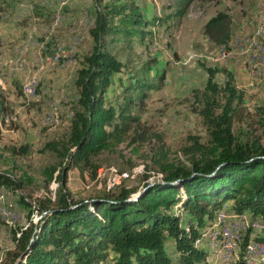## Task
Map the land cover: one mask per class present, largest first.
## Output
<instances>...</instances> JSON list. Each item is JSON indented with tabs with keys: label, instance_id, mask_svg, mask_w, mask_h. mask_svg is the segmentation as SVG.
<instances>
[{
	"label": "rangeland",
	"instance_id": "374dc122",
	"mask_svg": "<svg viewBox=\"0 0 264 264\" xmlns=\"http://www.w3.org/2000/svg\"><path fill=\"white\" fill-rule=\"evenodd\" d=\"M133 1L144 19L157 17L159 22L146 29L150 33L145 43L134 39L131 48L108 46L125 68L114 76L107 98L117 107L123 105L131 76L146 79L154 88L143 102L135 101L129 108L134 121H125L122 141L90 157L95 171L92 167L69 171L67 195L72 201L139 188L144 176L148 182L161 181L165 174L155 163L158 158L188 168L190 156L183 149L190 146L189 138L207 141L197 99L207 80L206 67L233 74L250 116L248 123L235 124L233 130L264 146V66L248 55V48H241L242 64L234 47L236 37H248L264 23V0H195L181 16L175 15L178 0ZM219 12L232 19L230 41L221 48L203 33L205 23ZM94 16V0H0V174L15 182L0 187V264L10 262L6 253L13 249V232L25 228L29 220L37 222L40 202L53 206L58 201L57 172L51 179L45 173L63 162L44 148L69 137L77 101L74 81L82 56L92 47L89 29ZM259 43L260 36L250 37L251 49H258ZM215 81L223 85L224 75L218 73ZM222 210L227 206L203 231L206 237L216 234L218 245L211 250L203 240L197 247L207 251L208 264H237L245 233L248 242H254L256 234L264 237V223L254 219L251 209L241 213V221L230 211L220 215ZM225 223L241 231L232 251L219 238ZM257 243L261 244L257 250H263L264 242ZM166 250L173 256L172 243ZM257 250L251 264H264V251L259 256Z\"/></svg>",
	"mask_w": 264,
	"mask_h": 264
},
{
	"label": "trees",
	"instance_id": "16d2710c",
	"mask_svg": "<svg viewBox=\"0 0 264 264\" xmlns=\"http://www.w3.org/2000/svg\"><path fill=\"white\" fill-rule=\"evenodd\" d=\"M194 1L178 0L175 15H183ZM94 7L89 29L92 47L82 56L74 81L77 101L69 137L44 148L63 162L45 173L51 179L57 172L58 201L53 206L41 201L37 222L29 220L25 228L13 232V249L6 253L9 264H208L207 251L197 243L204 240L203 231L224 206L228 210L220 212L239 215L251 209L252 216L264 223V146L233 130L250 117L244 93L235 87L231 72L206 67L207 80L197 99L207 141L189 138L190 146L183 149L190 156L188 168L158 158L155 163L165 174L161 181L148 182L144 176L139 188L69 200V171L82 167L95 171L90 157L122 141L125 121H134L129 108L135 101L143 102L146 92L154 88L146 79L131 76L123 105L110 103L108 90L125 65L108 46L131 48L134 39L145 43L150 33L146 29L156 26L159 18L144 19L133 0H94ZM231 27V17L219 12L205 23L203 33L214 46L226 47ZM218 73L225 77L223 85L215 81ZM14 184L7 174H0V187ZM249 240L245 233L237 264H248ZM253 240L264 242V237L256 234ZM170 243L174 257L166 250Z\"/></svg>",
	"mask_w": 264,
	"mask_h": 264
},
{
	"label": "built area",
	"instance_id": "2783aa9c",
	"mask_svg": "<svg viewBox=\"0 0 264 264\" xmlns=\"http://www.w3.org/2000/svg\"><path fill=\"white\" fill-rule=\"evenodd\" d=\"M251 36H260V43L258 49H251L250 47V37ZM235 47V54L238 57L239 62L243 64V57H241V48H248V55L256 56V63H260V65L264 66V23L260 24L258 27H256L251 33H248V37H236V42L234 43ZM223 57L226 56V53L224 52L222 54ZM261 84H264V73L261 74ZM260 84V85H261ZM27 87L30 90V85L27 84ZM222 213L220 212V215ZM254 219H261V217H254ZM260 251L263 250H257L258 255L260 256ZM227 258H225L226 261Z\"/></svg>",
	"mask_w": 264,
	"mask_h": 264
},
{
	"label": "bare ground",
	"instance_id": "6f19581e",
	"mask_svg": "<svg viewBox=\"0 0 264 264\" xmlns=\"http://www.w3.org/2000/svg\"><path fill=\"white\" fill-rule=\"evenodd\" d=\"M243 216V215H242ZM242 216H237L238 218L237 219H240V221H241V217ZM236 219V218H235ZM243 220V219H242ZM248 220V219H247ZM220 223V222H219ZM224 223V222H223ZM259 223V222H258ZM228 224H230V223H228ZM228 224H222L221 226L223 227V229H222V233L223 234H221L220 236H219V238H221L222 239V243L225 245V247H227L228 248V251H232V249L233 248H236L237 247V241H239L240 240V230L238 229V228H236V227H234L233 229L232 228H230V225H228ZM224 225V226H223ZM239 225V224H238ZM254 225H256V223L254 224ZM260 225V224H259ZM264 227V225L262 224V228ZM241 228V227H240ZM252 228V227H251ZM255 229V228H254ZM259 229V228H258ZM220 230V229H219ZM216 231V230H215ZM256 231V230H255ZM211 232V231H210ZM221 232V231H220ZM253 232V231H252ZM235 236V237H233L232 238V236ZM216 234L213 236V237H215V238H213L212 236H210V237H206V234L204 235V241H207V244L208 245H210V248H211V250H214V248L218 245L217 244V241H216ZM208 238L210 239V240H208ZM259 245H261V244H259V243H255V242H253V241H250L249 243H248V245H247V256H248V264H251L252 263V257H251V255H252V253L255 251V250H257L258 249V247H259ZM227 250V249H226ZM255 253V252H254ZM233 254V253H232ZM211 260V259H210Z\"/></svg>",
	"mask_w": 264,
	"mask_h": 264
},
{
	"label": "water",
	"instance_id": "95a60500",
	"mask_svg": "<svg viewBox=\"0 0 264 264\" xmlns=\"http://www.w3.org/2000/svg\"><path fill=\"white\" fill-rule=\"evenodd\" d=\"M15 264H18V261H16V263Z\"/></svg>",
	"mask_w": 264,
	"mask_h": 264
}]
</instances>
